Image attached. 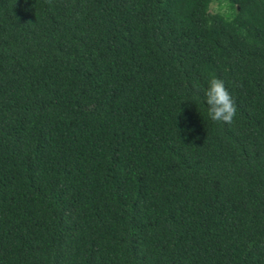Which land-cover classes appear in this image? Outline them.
Instances as JSON below:
<instances>
[{
	"label": "trees",
	"instance_id": "obj_1",
	"mask_svg": "<svg viewBox=\"0 0 264 264\" xmlns=\"http://www.w3.org/2000/svg\"><path fill=\"white\" fill-rule=\"evenodd\" d=\"M211 1L0 0V264H264V0Z\"/></svg>",
	"mask_w": 264,
	"mask_h": 264
},
{
	"label": "clouds",
	"instance_id": "obj_2",
	"mask_svg": "<svg viewBox=\"0 0 264 264\" xmlns=\"http://www.w3.org/2000/svg\"><path fill=\"white\" fill-rule=\"evenodd\" d=\"M203 94L208 106V117L213 122L231 125L237 114L236 104L225 87L224 81L212 76Z\"/></svg>",
	"mask_w": 264,
	"mask_h": 264
},
{
	"label": "rangeland",
	"instance_id": "obj_3",
	"mask_svg": "<svg viewBox=\"0 0 264 264\" xmlns=\"http://www.w3.org/2000/svg\"><path fill=\"white\" fill-rule=\"evenodd\" d=\"M217 6H218V5H217L216 1L213 0V1L210 2V6H209L210 8H215V7H217ZM221 9H222V8H221Z\"/></svg>",
	"mask_w": 264,
	"mask_h": 264
}]
</instances>
